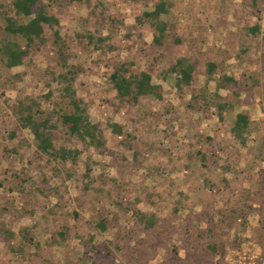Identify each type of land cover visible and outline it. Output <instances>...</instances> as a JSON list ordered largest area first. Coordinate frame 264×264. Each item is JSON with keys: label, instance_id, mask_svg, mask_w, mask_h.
Returning a JSON list of instances; mask_svg holds the SVG:
<instances>
[{"label": "rangeland", "instance_id": "1", "mask_svg": "<svg viewBox=\"0 0 264 264\" xmlns=\"http://www.w3.org/2000/svg\"><path fill=\"white\" fill-rule=\"evenodd\" d=\"M11 1L0 0L1 13ZM160 2L168 5L162 46L142 19ZM40 5L60 21L69 63L81 68L74 87L106 147H84L59 124L55 147L82 154L75 163L41 154L32 134L19 129L15 106L53 90L44 107L65 108L54 76L62 69L45 48L13 69L0 57V264H264V0ZM258 23L255 38L247 30ZM87 33L109 40L98 50L77 40ZM4 38L13 41L0 17V43ZM178 60L195 67L190 87L178 86ZM121 65L149 73L162 99L121 102L110 82ZM217 101L227 104L222 119ZM239 114L251 119L246 146L231 132ZM112 124L124 133L114 134ZM140 213L155 215L157 227L146 230Z\"/></svg>", "mask_w": 264, "mask_h": 264}, {"label": "trees", "instance_id": "2", "mask_svg": "<svg viewBox=\"0 0 264 264\" xmlns=\"http://www.w3.org/2000/svg\"><path fill=\"white\" fill-rule=\"evenodd\" d=\"M62 3H78L87 4L89 0H54V2ZM41 0H12L9 10L7 8L0 12V17L4 21L5 34L12 37L13 41H7L5 38L0 43V57L4 61L6 68L13 69L23 64L24 59L34 49L45 48L53 51L56 56L57 67L62 71L54 73L55 81L59 84V95L61 103L65 108L57 111L55 109L48 110L44 107L43 99L50 101L54 94L51 90L48 95L43 98L25 97L19 99L15 106V117L21 130L29 131L35 139L37 150L49 157V159L60 160L61 162L71 161L75 163L82 154L78 150H71L65 147L57 149L55 147L54 130L59 124L66 129L69 137L81 142L84 147H91L98 152H103L106 147L105 136L98 124H94L90 120L88 107L85 102L78 97L74 87L81 68L79 66L70 65L69 60L71 54L67 43L60 34L59 19L48 12L47 6L40 5ZM38 5H40L39 8ZM3 7V5L1 6ZM4 8V7H3ZM168 12L166 2L157 4L153 11L146 12L142 15V19L149 21L154 28V43L162 46L167 37L168 25L162 21L161 16ZM142 19L138 21L142 22ZM46 29L52 33L51 44L47 38ZM261 24L249 28L247 31L253 37L261 35ZM25 41L22 45L19 40ZM78 41L86 40L88 43L96 45V49L102 50L105 43L109 40L107 37L97 38L92 33L87 35L78 34ZM179 42V40H177ZM217 65L214 62L207 64V75L210 79L214 78ZM172 72L178 75V86L190 87L194 81L195 67L186 60H178L172 68ZM224 82H233L234 78L223 77ZM152 76L147 72L130 73L126 65L119 66L110 76V82L117 93V97L121 102H138L140 98L155 96L162 99L160 87L152 83ZM196 98V97H195ZM216 98H220L216 95ZM220 119L222 112L227 108V104L219 101L215 102ZM214 103V104H215ZM251 119L247 114L237 115L231 132L233 136L242 144L247 145V136L250 131ZM112 132L118 136L124 133L121 125L112 124ZM16 133L11 134V138H15ZM86 179L91 178L92 168L86 165ZM2 184H0L1 188ZM139 223L146 230H154L158 225V218L155 215L147 216L144 213L138 214ZM98 227L106 230L105 221L98 223ZM5 234L12 238L13 232L6 231ZM60 236L66 240L67 234L61 233ZM29 241L30 237L24 236ZM93 240L91 238L90 242ZM212 252H216L217 248L210 247Z\"/></svg>", "mask_w": 264, "mask_h": 264}]
</instances>
